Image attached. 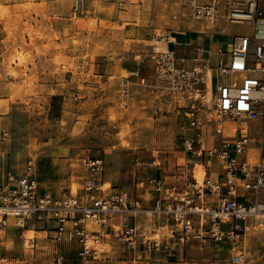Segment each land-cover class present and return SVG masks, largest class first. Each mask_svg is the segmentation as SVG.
<instances>
[{
    "label": "rangeland",
    "instance_id": "rangeland-1",
    "mask_svg": "<svg viewBox=\"0 0 264 264\" xmlns=\"http://www.w3.org/2000/svg\"><path fill=\"white\" fill-rule=\"evenodd\" d=\"M86 1L95 11L85 4L74 10L75 0H0V182L27 161L37 168L39 188L54 195L79 194L84 179L97 175L103 194L125 189L134 205L113 213L109 223H133L163 238L173 221L153 211L156 181L182 188L190 163L202 165L205 178L212 167L184 150L190 101L156 79L151 51L168 44L187 64L194 57L213 63L221 39L250 35L255 25L231 22L224 0L211 19L195 18L189 0ZM206 72L209 81L215 71ZM205 141L211 145L213 138ZM89 156L103 159L101 173L84 166ZM7 226L17 231L8 238L12 231L0 227L7 264H145L148 257L115 244L97 259H84L57 244L42 223ZM242 247L248 255L243 264H264V230L250 232L237 247L192 242L168 264H224Z\"/></svg>",
    "mask_w": 264,
    "mask_h": 264
},
{
    "label": "built area",
    "instance_id": "built-area-1",
    "mask_svg": "<svg viewBox=\"0 0 264 264\" xmlns=\"http://www.w3.org/2000/svg\"><path fill=\"white\" fill-rule=\"evenodd\" d=\"M262 1L224 0L226 5L231 4L226 8L230 21L253 22L255 29L250 35L234 34L213 63L209 58L194 57L187 64L168 44L151 51L156 79L168 92L190 101L184 126L190 133H183L184 150L202 161L208 160L215 171L201 183L189 182L182 188L156 181L154 188L159 196L153 211L167 213L173 221L166 237L157 238L153 230L147 233L133 223L115 226L108 222L113 213L134 206L125 189L103 194L99 177L93 175L84 179L79 194L54 195L39 188L37 168L30 161L20 172H7L0 182V227L9 220L17 226L39 222L55 233L51 238L57 244L69 245V253L76 257L97 259L108 252V246L123 244L147 254L145 264H168L173 252L182 254L192 242L237 247L250 232L264 230V34L259 29L264 25ZM189 2L198 15H208L218 10L220 0ZM84 4V0H75L73 9L83 8ZM165 40L176 43L171 35ZM206 68L215 71L209 81ZM248 68L253 73L241 77ZM129 72L132 75L137 70ZM261 91L262 99L258 96ZM232 122L234 126L227 125ZM207 135L213 138L211 145L205 141ZM84 166L101 173L103 159L89 156ZM202 214H208L209 221L203 220ZM245 250L242 247L223 262L243 264ZM62 257L59 254L58 263ZM7 263L8 258L0 256V264Z\"/></svg>",
    "mask_w": 264,
    "mask_h": 264
},
{
    "label": "bare ground",
    "instance_id": "bare-ground-1",
    "mask_svg": "<svg viewBox=\"0 0 264 264\" xmlns=\"http://www.w3.org/2000/svg\"><path fill=\"white\" fill-rule=\"evenodd\" d=\"M210 1V0H209ZM193 3L195 4V3H198V4H200L199 3V1L198 0H193ZM225 3V2H224ZM230 3V2H229ZM226 5V4H225ZM229 8V7H228ZM193 9V8H192ZM195 9V8H194ZM194 9H193V11H192V13H193V16L195 17V18H201V17H205V18H207V19H211V18H214V14L215 13H217L218 12V10H213L212 12H209V13H207L208 15H198L195 11H194ZM218 14V13H217ZM231 22H233V21H231ZM234 23V22H233ZM235 23H243V22H235ZM245 34V33H244ZM214 71V70H213ZM248 72H253V70L251 71V70H249V68L248 69H246L245 71H243L242 73H241V77L242 76H245V75H247V73ZM261 73H264V66H262V68H261ZM214 74V73H213ZM256 96H257V94H255ZM207 96V95H206ZM258 96L259 97H261V99H262V91H261V94L260 93H258ZM197 98H200V97H198V95L196 96ZM197 100V99H196ZM251 159H253V158H251ZM28 162V161H27ZM31 162V161H30ZM32 163V162H31ZM34 164V163H33ZM189 170L187 171V174H186V177H187V180H186V182H185V184L184 185H186V184H188L189 182H200L201 181V179L205 176V171H204V169H203V167H202V165H199L197 162H194V163H190L189 164ZM209 168V167H208ZM209 171H210V175L209 176H207V178L208 177H210V176H212L213 174L215 175V171H213L211 168H209ZM205 178V177H204ZM189 180V181H188ZM104 187V186H103ZM105 187H108L106 184H105ZM136 208V207H135ZM149 212H151V211H149ZM202 219L203 220H206V221H209V219H210V216L208 215V214H202ZM9 223H12V220H9L8 222H7V225L9 224ZM5 226V228H7L8 226ZM13 229V228H12ZM15 234H13V232H9L8 233V238H13V236H14ZM157 238H159V236H156ZM27 240V239H26ZM245 238H244V240H242V241H240L241 243H239L238 245H244L245 244ZM231 254V253H230ZM245 255H246V259H247V251L245 250ZM229 258H230V255H229ZM246 259H245V261H246ZM244 261V262H245ZM243 262V263H244ZM230 264H232V263H230Z\"/></svg>",
    "mask_w": 264,
    "mask_h": 264
},
{
    "label": "crops",
    "instance_id": "crops-1",
    "mask_svg": "<svg viewBox=\"0 0 264 264\" xmlns=\"http://www.w3.org/2000/svg\"><path fill=\"white\" fill-rule=\"evenodd\" d=\"M84 2H85V5H86V11L87 12H93V11H95L94 9H93V7L92 6H90L91 4H89V3H87V1L86 0H84ZM260 29V28H259ZM261 34H264V25H261ZM4 37V33L2 32V27L0 26V40L2 39ZM233 37V36H232ZM232 37H231V39H232ZM230 40L229 39H221L220 40V48L221 49H223V50H225L226 49V47H227V45H228V42H229ZM187 42V41H186ZM216 46H217V48H218V46L219 45H217L216 44ZM216 48V49H217ZM187 53V52H186ZM188 53H190V55H191V52L189 51ZM10 224V223H9ZM6 230H11L12 232H17L14 228L12 229V227L11 226H8L7 228H6ZM221 255V259H223V260H226V252H224V253H222V254H220ZM227 255H228V253H227ZM230 255V254H229ZM247 257H248V255H247ZM229 258V257H228ZM229 260V259H228ZM247 260V259H246ZM246 262V261H245ZM244 262V263H245ZM224 264H227V263H224Z\"/></svg>",
    "mask_w": 264,
    "mask_h": 264
}]
</instances>
